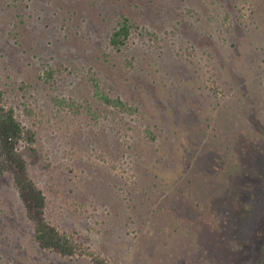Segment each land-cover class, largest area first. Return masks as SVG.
<instances>
[{
  "label": "rangeland",
  "instance_id": "374dc122",
  "mask_svg": "<svg viewBox=\"0 0 264 264\" xmlns=\"http://www.w3.org/2000/svg\"><path fill=\"white\" fill-rule=\"evenodd\" d=\"M42 1L0 0V90L36 132L48 218L103 264H264V0L220 25L196 7L192 34L176 15L187 29L153 52L109 43L119 10L143 22L127 0ZM0 221V264H95L39 249L1 173Z\"/></svg>",
  "mask_w": 264,
  "mask_h": 264
},
{
  "label": "trees",
  "instance_id": "16d2710c",
  "mask_svg": "<svg viewBox=\"0 0 264 264\" xmlns=\"http://www.w3.org/2000/svg\"><path fill=\"white\" fill-rule=\"evenodd\" d=\"M40 3H43L42 0ZM46 1V0H45ZM180 1L182 3H180ZM239 3H234L233 0H201L195 2L192 5L191 0H127L129 5L136 6L139 9L138 13L142 19V24H139L136 19H133L128 14L119 10L118 23L113 27L109 35V43L117 50L126 47L127 43L134 37H139L141 40V46L144 44L149 52H153L158 49L161 51L163 47L169 43L175 44L176 33L180 30L181 21L176 19L175 16L181 14L184 20L189 21V32H199L197 27H194L195 21L199 20L200 12L196 10V7L204 8L207 13L213 11L209 16L210 22L215 18L219 19L217 25L223 24L231 19L230 14L237 10L240 14L243 13L246 8L250 10L254 7V2L257 0H238ZM102 5V1L97 0L94 2L99 8V4ZM149 3V5L147 4ZM203 5V6H202ZM106 9L109 6L104 4ZM252 10V9H251ZM115 9L108 12L109 14ZM224 13V14H223ZM214 17V18H211ZM230 17V18H229ZM104 18V16H103ZM105 19V18H104ZM188 19H192L191 22ZM148 22V23H146ZM90 21H87L85 28L90 31V40L95 42L101 37L98 34V28L93 27ZM220 23V24H219ZM148 24V25H147ZM183 24V23H182ZM187 29L186 24L181 25ZM232 24L229 22L226 30L230 31ZM234 27V24H233ZM191 28V29H190ZM195 30H192L194 29ZM233 29V28H232ZM200 34V33H199ZM206 34V33H205ZM202 36V35H200ZM234 38L233 33L230 34ZM169 41L168 44H164ZM188 40L186 51L189 54L197 56L198 46ZM204 45V44H203ZM231 46V45H230ZM234 46V45H233ZM232 46V47H233ZM41 52L43 50L40 48ZM211 49L215 51L208 53L205 50L206 56L213 60V63H220L224 71L232 76V73L228 67H226V60L224 55L218 46H212ZM45 52H48L46 49ZM48 54V53H47ZM53 57V56H52ZM203 58L204 60L207 59ZM39 59L42 61L43 76L48 78L53 77L54 69L52 65L45 60L44 55H41ZM126 65L134 67L133 62L126 60ZM211 64V67L213 66ZM213 69H216L213 66ZM203 68V76L208 77L210 71ZM216 70H214L215 72ZM98 83L93 82V89L96 93L100 92L97 88ZM4 91L0 90V173L7 174L14 186L15 193L20 201L22 207V214L25 222L29 226L31 233V239L33 243L37 245L42 251L54 252L60 256H75L86 255L93 257V252L84 243L76 241L69 233L59 228L52 220L47 216L48 198L44 190L35 182L29 172V164H39L44 161V154L37 145L36 132L25 125L17 116L16 110L12 104H8L4 99ZM105 96V95H104ZM105 101H108L105 96ZM147 137L150 140H154L155 134L148 131ZM8 223L0 221V230L7 227ZM95 264H103L101 258L93 257Z\"/></svg>",
  "mask_w": 264,
  "mask_h": 264
}]
</instances>
